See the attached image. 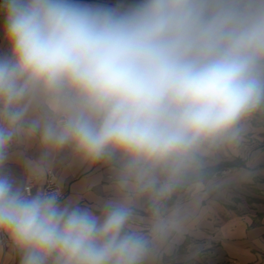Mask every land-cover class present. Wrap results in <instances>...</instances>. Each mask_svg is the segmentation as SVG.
<instances>
[{
	"label": "clouds",
	"instance_id": "clouds-1",
	"mask_svg": "<svg viewBox=\"0 0 264 264\" xmlns=\"http://www.w3.org/2000/svg\"><path fill=\"white\" fill-rule=\"evenodd\" d=\"M0 38V236L19 264H143L149 247L128 197L28 193L5 168L15 142L118 162L119 191L164 196L264 106V0H0Z\"/></svg>",
	"mask_w": 264,
	"mask_h": 264
},
{
	"label": "crops",
	"instance_id": "crops-1",
	"mask_svg": "<svg viewBox=\"0 0 264 264\" xmlns=\"http://www.w3.org/2000/svg\"><path fill=\"white\" fill-rule=\"evenodd\" d=\"M4 50L0 38V52ZM230 161L238 164L210 175L207 170L177 191L185 174ZM5 168L22 187L26 172L42 183L46 169H53L65 192L62 203L99 208L105 201L128 197L134 210L130 227L148 241L143 264H264V106L238 126L235 140L201 152L164 196L119 191L118 162L90 165L70 148H43L38 138L15 142ZM0 264H19L8 243L0 246Z\"/></svg>",
	"mask_w": 264,
	"mask_h": 264
},
{
	"label": "built area",
	"instance_id": "built-area-1",
	"mask_svg": "<svg viewBox=\"0 0 264 264\" xmlns=\"http://www.w3.org/2000/svg\"><path fill=\"white\" fill-rule=\"evenodd\" d=\"M23 187L28 193L33 195L37 192L58 193L60 200L65 195V192L56 181V172L51 168L46 169L42 183L37 182L35 174L26 172L23 178ZM7 243V238L0 236V246H5Z\"/></svg>",
	"mask_w": 264,
	"mask_h": 264
},
{
	"label": "trees",
	"instance_id": "trees-1",
	"mask_svg": "<svg viewBox=\"0 0 264 264\" xmlns=\"http://www.w3.org/2000/svg\"><path fill=\"white\" fill-rule=\"evenodd\" d=\"M238 164L237 162H234V161H230V162H222V163H219V164H216L212 167H209V168H205L204 170L200 171V170H195L189 174H185L183 177H181V179L179 180V182L177 183V191L180 192L182 190L185 189L186 185L188 183H190L191 181H194V180H197V179H201L203 178L202 175H204L206 173V171L208 170L209 171V175L212 174V173H215L216 171L218 170H221L223 169L224 167L226 166H233V165H236ZM240 165H243V162H240L239 163Z\"/></svg>",
	"mask_w": 264,
	"mask_h": 264
}]
</instances>
